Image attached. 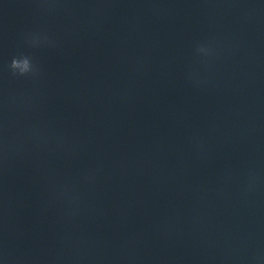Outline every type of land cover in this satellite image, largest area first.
Returning <instances> with one entry per match:
<instances>
[{
	"label": "water",
	"instance_id": "95a60500",
	"mask_svg": "<svg viewBox=\"0 0 264 264\" xmlns=\"http://www.w3.org/2000/svg\"><path fill=\"white\" fill-rule=\"evenodd\" d=\"M0 262L264 264V0H0Z\"/></svg>",
	"mask_w": 264,
	"mask_h": 264
},
{
	"label": "clouds",
	"instance_id": "9594fccd",
	"mask_svg": "<svg viewBox=\"0 0 264 264\" xmlns=\"http://www.w3.org/2000/svg\"><path fill=\"white\" fill-rule=\"evenodd\" d=\"M199 51L204 52L206 50L204 48H200ZM17 61H18V58H16V57H14L12 59V61H11V67L13 69H18V63H17ZM25 62H26V65H27V70L26 71H31L32 68H33V65H32L31 60L28 57H25ZM0 264H2V262H0Z\"/></svg>",
	"mask_w": 264,
	"mask_h": 264
}]
</instances>
